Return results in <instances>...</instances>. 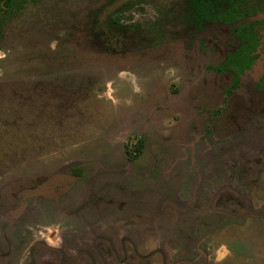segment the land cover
<instances>
[{
	"label": "rangeland",
	"instance_id": "rangeland-1",
	"mask_svg": "<svg viewBox=\"0 0 264 264\" xmlns=\"http://www.w3.org/2000/svg\"><path fill=\"white\" fill-rule=\"evenodd\" d=\"M186 12L26 0L1 14L0 264H264V33L224 104L232 73L211 67L239 47L236 24L196 30Z\"/></svg>",
	"mask_w": 264,
	"mask_h": 264
},
{
	"label": "trees",
	"instance_id": "trees-1",
	"mask_svg": "<svg viewBox=\"0 0 264 264\" xmlns=\"http://www.w3.org/2000/svg\"><path fill=\"white\" fill-rule=\"evenodd\" d=\"M26 0H0L1 14H8L13 9H19ZM187 12L185 19L196 30L203 29L208 24L229 25L240 23L249 17L257 15L264 9V0H186ZM260 30L264 31V20L240 23L236 26V35L240 39L241 46L234 53H230L227 59L219 67L212 69L218 73L233 72L232 85L226 91L230 94L240 85V77L250 70L255 62L254 53L260 43ZM264 83V75L262 77ZM219 113V110L214 114ZM143 139L140 138L137 151Z\"/></svg>",
	"mask_w": 264,
	"mask_h": 264
},
{
	"label": "flooded vegetation",
	"instance_id": "flooded-vegetation-1",
	"mask_svg": "<svg viewBox=\"0 0 264 264\" xmlns=\"http://www.w3.org/2000/svg\"><path fill=\"white\" fill-rule=\"evenodd\" d=\"M14 10H16V9H14ZM264 12V9L262 10V11H260L259 13H257V15H255V16H253V17H249V18H247V19H245V20H248V19H250V18H254V17H257L260 13H263ZM244 20V21H245ZM261 20V19H260ZM253 22V21H252ZM240 23H245V22H240ZM240 23H235L236 24V26L238 25V24H240ZM248 23V22H247ZM208 25H213V24H208ZM214 25H221V24H214ZM230 25V24H229ZM207 26V25H206ZM223 26H227V25H223ZM236 26H235V35H236ZM263 33H264V31H262V30H260V35L262 34L263 35ZM237 36V35H236ZM262 37V36H261ZM238 38V37H237ZM239 39V38H238ZM262 39V38H261ZM239 42H240V39H239ZM259 45H260V43H259ZM240 46H241V43H240V45H239V47L238 48H240ZM237 48V49H238ZM236 49V50H237ZM235 50V51H236ZM234 51V52H235ZM234 52H231V53H234ZM228 54H230V53H228ZM228 56V55H227ZM254 56V55H253ZM227 59V58H226ZM255 63V62H254ZM222 65V64H221ZM221 65H219V66H221ZM254 65V64H253ZM219 66H217V67H219ZM213 67H211V70L212 71H214L213 69H212ZM251 70V69H250ZM249 71V70H248ZM247 71V72H248ZM214 72H216V71H214ZM247 72H245L243 75H241V77H240V83H241V79H242V77L247 73ZM216 73H218V72H216ZM227 73H232V78H233V72H226V73H218V74H220V75H225V74H227ZM264 75V74H263ZM263 77V76H262ZM261 84H263L264 85V83L262 82V78H261ZM231 85H232V82H231ZM230 85V86H231ZM230 86L226 89V91L230 88ZM239 87H240V85H239ZM238 87V88H239ZM237 88V89H238ZM236 90V89H235ZM226 91H225V95H226V98H225V100H224V104H226L227 103V97L228 96H230L233 92H234V90L230 93V94H226ZM219 110V112H220V109H218ZM217 111V110H216ZM215 112V111H214ZM214 112H213V115H214ZM219 114V113H218ZM218 114H216V115H214V116H217ZM71 175V176H70ZM69 175V177H71V178H73V179H75L76 177H79L78 175H76V174H70ZM19 196V195H18ZM52 197H57V196H55V195H53L52 194ZM50 201V200H49ZM51 201H53V200H51ZM54 201H56V200H54ZM58 201V200H57ZM56 201V202H57ZM57 209H59V210H63V212H66V213H68V212H70V210L69 209H71V208H69V207H66V206H61V207H59V206H57L56 207ZM71 213V212H70ZM69 214V213H68ZM84 226V227H83ZM94 227V226H93ZM68 230H70V229H74L73 231H74V233H76V232H78V231H84L83 232V235L82 236H84L85 235V233H86V235L88 236V233L90 232V233H92L93 234V236H94V240H96L97 238H95V237H97L96 235H95V227L91 230L90 229V225L89 224H79V225H77V224H74L73 226H72V228H67ZM33 230H31V232H32ZM31 234V233H30ZM128 235V234H127ZM75 237H76V234H75ZM106 237H108V240H109V243H110V245H114V241H113V239L111 238V237H109V236H106Z\"/></svg>",
	"mask_w": 264,
	"mask_h": 264
}]
</instances>
